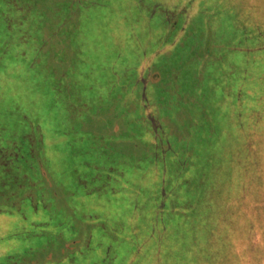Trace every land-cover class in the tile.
Returning <instances> with one entry per match:
<instances>
[{"label": "rangeland", "instance_id": "374dc122", "mask_svg": "<svg viewBox=\"0 0 264 264\" xmlns=\"http://www.w3.org/2000/svg\"><path fill=\"white\" fill-rule=\"evenodd\" d=\"M42 1L48 7L43 9L44 13L38 12L36 5L32 7L36 10L34 14L31 10L21 18V12L12 8L8 0H0L3 8L0 11V39L15 34L10 49L4 51L2 58L0 55V207L12 210L0 212V264L7 263L10 253H15V259L7 264L29 263L25 261L55 257L61 252L66 236L60 240L52 233L39 237L31 234L27 228L30 221L14 210L21 204V199L18 205L9 204L7 195H2L4 189H15L17 197L50 186L58 188L55 199L47 194L49 189L42 192V196L46 203L53 205L48 207L50 212L55 210L51 216H66V190H74V203L78 208L96 209L112 227L125 224L121 226L122 231L116 228L115 234L127 238L121 245L123 252L129 251L130 246L134 250L125 252L126 260L121 264H197V258V261L203 260L201 264H264V158L259 171L256 160L252 163L244 158L249 156L247 153L234 159L240 146L251 143L254 147L264 143V137H260L264 130V113L241 109L243 117H232L225 122L223 116L229 109L226 111L222 107V119H217L214 113L217 107L210 105L207 112L214 116L217 124H213L209 133L207 122L201 119L200 114L205 110L199 98H215L211 90L212 74H221L224 68L232 65V60L223 59L214 68L206 69L205 62L213 57L209 52L217 46L229 53L227 36L238 39L242 28H250L249 23L251 27L261 28L264 0H94L92 5L83 3L80 12L67 19L64 13L51 9L56 0ZM186 5L183 17L180 13L173 16V21H181V27L171 34L165 23L170 17L167 12ZM9 6L11 13L5 12ZM68 22L72 29L66 30ZM4 27L13 28L8 37L4 36ZM232 30L237 31L233 34ZM247 62L240 63L247 65ZM135 63L139 66L136 79L132 72ZM251 64L255 69L259 68L260 59L255 57ZM66 68L68 73L64 74ZM138 68L147 74V101L156 97L160 105L158 110H161L157 112L162 116L169 114L166 125H161L163 129L166 127L167 134H177L181 121L194 117L191 120L196 123L194 129L201 126L203 137L200 140L192 137L188 140L190 145L203 139L200 143L208 146L217 134L216 142L225 146L224 173L214 170L212 165L205 180L208 185L199 190L192 184L188 189L191 200L200 209L204 196L213 195L209 220L203 219L201 228L193 217L189 220L190 227L203 233L194 238L188 234L184 240L183 237L180 239V211L174 207L170 208L172 214L165 213V206L163 208L157 197L162 178L158 161H163L162 158H157L156 162L148 158L128 170L121 192L88 195L79 184V178L88 176V171L83 168L89 159L97 157L98 163L105 164L109 161L106 156L110 155L101 151L92 154V150H83L84 146L102 148L104 136L108 146L125 143L123 145L127 146L124 147L129 148L131 142L138 141L139 146L132 145L142 151L140 144L148 141L141 133L130 134L128 125L119 122V117L126 119L125 116L135 111L128 108V101L124 103L119 99V94L123 86L129 87L130 82L140 81L138 72L141 70ZM152 70L158 74L157 83H151ZM260 78L253 75L243 78L245 83L252 84L256 95L261 90ZM222 81L224 85L218 86L221 89L215 92L216 95L221 93L219 96L225 94L223 88L227 82L223 75ZM129 92L132 93V89ZM171 94H174L173 107H167L170 111H166L165 104L167 106ZM256 101L258 98L254 105ZM161 127L158 123L150 130L153 136L156 133L155 138H161ZM40 128L42 140L37 137ZM226 129H231L235 137L225 134ZM83 135L91 142L85 144L83 139V143ZM32 146L36 147L33 157L29 155ZM40 155L46 156L41 167ZM171 157L177 158L176 154ZM97 161L93 160V165ZM23 173H35L34 179ZM3 183L8 185L3 187ZM212 183L221 187L211 190L209 185ZM140 185L141 189L135 192L134 188L137 190ZM25 208L27 219L47 215L45 207L34 211L31 206ZM89 239L85 234L77 248L84 244L88 246ZM218 243L221 245L217 246ZM170 245L172 249L167 252ZM200 245H205L207 250L202 252ZM88 247L78 252L86 251ZM101 253L99 245H93L86 257L78 254L73 260L62 259L55 264H86L95 258L101 259ZM135 257L139 259L136 263ZM118 260L115 259V264H119Z\"/></svg>", "mask_w": 264, "mask_h": 264}, {"label": "trees", "instance_id": "16d2710c", "mask_svg": "<svg viewBox=\"0 0 264 264\" xmlns=\"http://www.w3.org/2000/svg\"><path fill=\"white\" fill-rule=\"evenodd\" d=\"M10 3V6L12 8H15L17 11L21 12L22 16L21 18L26 17L28 13L33 12L35 13L36 10L32 9L33 6H36L35 9H37L38 12L44 13L43 9L48 8L47 5L42 0H26L25 2H20V0H8ZM94 0H56V3L51 8L53 11H56V13H64L66 16V19L73 14H77V12H80V8L83 7V3H90L93 4ZM7 7L5 12L11 13V8ZM186 6L178 7V9H171L167 13L170 15L169 18L166 20V26L167 29L170 30V33L174 34L177 30H179V27H181L180 20L173 21L174 17H177V13H180V17H183L186 12ZM2 6L0 3V11L2 10ZM251 9V8H250ZM13 13V12H12ZM5 14V13H4ZM23 14H25L23 16ZM3 15V14H2ZM6 18V14L4 15ZM174 16V17H173ZM248 16V15H247ZM184 18H181L183 20ZM33 21V20H32ZM3 23H5L4 20H2ZM70 22L66 24V30L72 29L70 26ZM249 23L250 28L247 26L245 28H242L241 32L239 33L240 36L237 34L235 36H238L237 39L232 36H227V50L229 53L223 52L221 49H217V46L213 47L212 51L209 52V55H213L210 60H207L205 62L206 69H212L215 67V64H219L223 59H230L232 60V65L230 67L224 68L221 74H216L215 76L212 74L211 78L212 80V94L215 98L209 97V100L200 98L201 101H203L204 110L201 112V119H204V121L207 122V131L211 133V128L214 123V116L209 114L207 112V107L210 105H215L217 107L218 112L214 111L217 119H222L221 115V108L224 107L227 111V113L223 116V121L229 122V119H232V117H240L243 112L241 109H246L249 111H261L264 113V23L261 26V28H255L251 27ZM253 25V24H252ZM240 28V29H241ZM4 36L8 37L7 34L9 32L12 33V29L5 28L4 27ZM233 31V30H232ZM237 30H234L232 33ZM6 34V35H5ZM12 34L10 38H1L0 39V55L2 58V54L4 51L10 49L13 43L11 39L13 37ZM3 37V36H2ZM26 50V49H25ZM7 52V51H6ZM26 53V51H24ZM167 55V54H166ZM258 58L260 59L261 66L259 68L255 69L252 67V61L253 59ZM248 61L247 65L242 64L240 62L242 61ZM240 63V64H239ZM214 66V67H213ZM137 67L138 63H135V69L132 71L135 74H137ZM211 67V68H210ZM140 73L138 72L140 81H133V83L130 82V86L128 85L123 86L122 90L120 91V97L122 99V102L124 100V103L128 101V108L132 107L135 109V111H131L132 114L129 116H125L126 119L119 117V122L125 123L124 125H128V130L131 134V132L138 134L141 133L144 139L147 138L148 141L144 140L145 143H141L140 145L143 146L142 151L138 150L134 145H138V141L131 142V147L126 148L123 145L125 143H121L122 146H108L107 141L104 136H102L103 144L101 145L99 143V140L96 139L97 143L101 146L96 147L93 146H84L83 150H92V154L101 151L102 153H110V155L106 156L109 158V161L107 160V163L102 164L98 163L97 157H92L94 159H89L86 164V171H88V176L83 177L80 180V186L84 188V192H87L88 195L91 193H108V194H114L116 192L123 191L125 187V180L127 177V171L131 168H134L133 166H139L143 161L149 159H153L150 161H155L158 158H162L163 161H158L159 167L162 171V178L161 183L159 185L160 192L157 193V197L160 199L161 203L163 204V208L165 206V213L168 212L172 214V211L170 208L176 207L177 210L180 211V218L182 221V229L180 233L182 232V235H179L180 239L183 237H186V235H190L191 238L196 237L199 233L198 228H194L193 226L190 227V218L193 217L194 220L199 224L200 228L202 226V220H209V214L212 212V199L213 195L211 196H204V202L199 205L202 206L200 209L195 201H192L189 195V187L193 185H197L196 189H201L205 187L207 184H205V180L207 177H209V169L214 165V170L224 173V165H225V155H227L225 151V146L221 147V145H218V142H216V135L214 134L210 143L208 146H204L200 142H204L202 139L200 142H193L188 143V140L192 137H195L197 140L201 139L202 133H201V126L199 128L197 127L194 129V125L196 124L194 121H191L192 119H195L194 117H189L188 119L182 120L180 125L177 126L178 132L175 135H169L167 134L166 127L163 129L162 127L166 125V118H169L168 112L165 115L159 114L158 110L159 102L154 97L151 101H147L148 97L147 94V84L145 83V77L147 76L146 72L138 68ZM66 72L64 74H67V68L65 69ZM121 70V69H120ZM64 71V69H63ZM211 71H208V74H210ZM121 74L123 72L121 71ZM222 75L225 76V87L223 88V93L225 91V94L219 96L216 95L215 92L219 88L218 86L222 85ZM245 75H253L256 76L259 79L258 84L261 85V90L258 92V95H256L253 91L254 89L251 88V83H245L244 82V76ZM175 76V75H174ZM149 77L151 78V83H157L158 81V74L154 73L153 70L150 72ZM172 77V76H171ZM210 77V76H209ZM175 78V77H174ZM129 81V79H128ZM129 89H132V93L129 92ZM167 102V106L165 104V109L167 107H173L174 102V94ZM258 98V101H256V105H254L255 99ZM205 100V101H204ZM239 101V103H238ZM171 102V104L169 103ZM207 102V104H206ZM184 104V103H183ZM228 104V106H227ZM258 107V109H256ZM150 108V110H149ZM219 108V110H218ZM252 108V109H250ZM152 111V112H148ZM166 111H170L169 109H166ZM248 112V111H247ZM162 116V117H161ZM228 116V117H226ZM243 117V116H241ZM190 122V123H189ZM159 123V127L163 125L159 130L162 129V136L159 138L158 136L155 138V135L151 133V129H154V126H157ZM229 124V123H228ZM39 126V125H38ZM192 126V127H191ZM191 127V128H190ZM229 127V126H228ZM215 131L216 126H214ZM149 131V135L147 134ZM156 131V130H155ZM164 131V132H163ZM216 133V132H214ZM231 129H226L225 134L229 135L230 138H234L235 135L231 134ZM83 134H85L83 132ZM87 135V134H85ZM83 135V139H85L86 143L88 142L89 137ZM38 140L43 139L42 130L38 131ZM36 137V138H37ZM42 139H41V138ZM138 137V136H136ZM260 137H264V130H261ZM229 138V139H230ZM100 139V141L102 140ZM40 143V142H39ZM39 146L43 147L42 144ZM117 147V148H116ZM40 149V148H39ZM247 149V152H246ZM36 147L30 150L29 148V155L34 156ZM144 150V151H143ZM3 151V149H2ZM40 151V150H39ZM243 154H249V156L244 157L248 162L255 163L254 160L258 163V171L260 169L261 160L264 158V143H261L260 145H256L253 147L251 146V143H249L248 146H240V151L238 154L234 155V159L237 160L240 157H242ZM91 154V153H90ZM176 154V159L172 158L171 156H174ZM107 155V154H106ZM41 156V155H40ZM105 156V155H104ZM203 156V158H201ZM245 156V155H243ZM251 158V159H248ZM86 159V158H85ZM97 161V164L93 165V161ZM142 161L138 164V162ZM38 162L40 167L42 166V162H46V156L42 155L38 158ZM144 163V162H143ZM154 163V162H153ZM3 166H5L3 163H1ZM132 164V165H131ZM218 165V166H216ZM2 170L6 169V167H1ZM34 169V168H33ZM35 170V169H34ZM30 172H32L30 170ZM37 172V171H36ZM178 173V174H177ZM222 173V174H223ZM25 174V173H23ZM35 173H27L25 175L30 176V178L34 179ZM37 175V173H36ZM113 177V178H112ZM113 179L110 181V179ZM10 181V180H9ZM8 181V182H9ZM31 182H33L31 180ZM92 183V185H91ZM220 183V182H219ZM203 184V185H202ZM8 185V183H3L1 186L5 187ZM141 186L136 190L134 188V191H138L141 189ZM210 189L213 190L216 188H220L221 185L219 184H211L209 185ZM49 189V190H47ZM58 188L55 186H50L48 188L41 189L39 188L37 192L34 194H30L29 192L22 194V196H17L15 189L7 190L4 189V193L2 195H7V199L9 204H17L19 203V198L21 199V204L18 205V208H14L15 211L21 212L23 217L26 219V221H30L29 225H27V228L30 229L29 231L31 234L43 236V235H49L52 233L55 235V237H58L60 240L65 239L61 252L57 254L55 257H43L42 259H36L32 258L28 259L25 262L29 263H21V264H33V262H37V264H55L57 261L62 259L67 260H73L75 256L78 254H81V257H86L87 253L93 249V245H99L100 249H102L101 253V259L98 260V258H95L93 262H89L90 264H115V259L119 258L118 263L121 264L123 260H126V254L125 252H132L134 249L132 246L125 250L123 252L121 250V245H123L127 238L124 235H116L117 229H120L122 231L124 228L121 226H125V224H118V226L112 227L110 222L104 221V216L101 217V213L97 211L96 209L93 210H87L83 208H78V206L74 203V196L75 192L74 190H66V216L59 215L54 217L51 216V214H54L55 211L53 209L52 212L49 211L48 207L51 205L50 202L46 203V198L43 199L42 192L45 191V193L48 191L47 194H49L50 198L56 197V190ZM47 190V191H46ZM209 192V190L207 191ZM95 193V194H96ZM93 194V195H95ZM47 196V195H46ZM10 197H13V199L10 200ZM49 200V199H48ZM157 200V199H156ZM220 203V202H218ZM225 204V200H224ZM31 206L32 210H38L40 208L45 207V211L47 212V215H45L44 218H37V217H31L30 219H27L28 215L26 213L25 206ZM21 206V207H20ZM204 206V207H203ZM19 208L22 210L20 211ZM11 212L12 210H8L6 207H0V212ZM101 217V219H99ZM208 218V219H207ZM206 222V221H205ZM110 225V226H109ZM207 225V224H206ZM207 225L206 227H208ZM121 227V228H120ZM193 227V228H192ZM117 228V229H116ZM24 229V228H22ZM79 232H76L78 231ZM119 231V232H120ZM249 232L252 231V229H248ZM78 235L76 236L75 234ZM124 233V232H123ZM88 235L90 237L88 243V246L85 244L80 248H85L86 251L78 252L80 249L77 247L82 244L81 241L83 240L84 236ZM96 235L104 236L103 239H98ZM92 239L94 240L92 242ZM220 246L221 243H218ZM27 245V244H26ZM118 249H116V247ZM201 246V245H200ZM27 247V246H26ZM202 249H200L202 252H205L207 248H204L205 245L201 246ZM25 248V247H24ZM109 248V249H108ZM169 250L167 252H170L172 247H167ZM120 249V250H119ZM27 251V249H24ZM197 251V250H195ZM198 252V251H197ZM15 254V253H14ZM13 253L8 254L7 256V263L14 262L15 256ZM198 257V255H197ZM42 262L43 260H45ZM198 259V258H197ZM197 264H201L203 260L197 261ZM133 261L136 263L139 261V259H136V257L133 259ZM6 263V264H7ZM86 262V264H89ZM193 263V262H192ZM17 264V263H15Z\"/></svg>", "mask_w": 264, "mask_h": 264}]
</instances>
